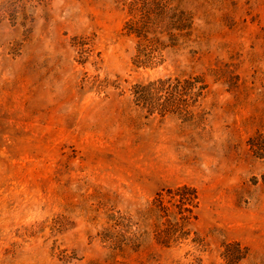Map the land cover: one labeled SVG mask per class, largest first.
<instances>
[{"label":"rangeland","instance_id":"374dc122","mask_svg":"<svg viewBox=\"0 0 264 264\" xmlns=\"http://www.w3.org/2000/svg\"><path fill=\"white\" fill-rule=\"evenodd\" d=\"M129 1L0 0V264H264V0H175L194 29L138 70ZM170 75L206 82L186 119L137 102ZM184 185L166 249L145 212ZM118 232L144 242L112 259Z\"/></svg>","mask_w":264,"mask_h":264},{"label":"trees","instance_id":"16d2710c","mask_svg":"<svg viewBox=\"0 0 264 264\" xmlns=\"http://www.w3.org/2000/svg\"><path fill=\"white\" fill-rule=\"evenodd\" d=\"M126 13L123 32L136 40L132 58L136 70L154 69L166 63L171 53L180 50L185 38L183 33L192 31L195 25L194 15L185 8L175 7V0H131ZM137 88L134 91L139 95L137 102L149 108L150 115L157 112L161 117L172 114L186 119L192 115L188 108L199 102L207 85L200 75L188 78L170 75L139 84ZM164 93L170 97L161 102ZM198 209L199 196L195 188L184 185L158 193L145 212V219L153 217L156 221V243L170 249L175 242L186 239V228L192 220L198 219ZM102 240L112 244L111 257L116 259L124 258L129 251L137 252L144 237L143 233H136L129 238L118 232L103 236Z\"/></svg>","mask_w":264,"mask_h":264}]
</instances>
